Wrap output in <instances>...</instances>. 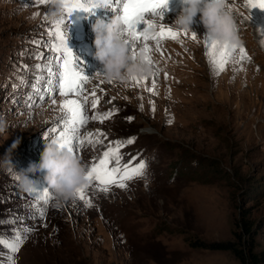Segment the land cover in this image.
I'll list each match as a JSON object with an SVG mask.
<instances>
[{"label": "rangeland", "instance_id": "374dc122", "mask_svg": "<svg viewBox=\"0 0 264 264\" xmlns=\"http://www.w3.org/2000/svg\"><path fill=\"white\" fill-rule=\"evenodd\" d=\"M82 2L89 10L52 20L50 4L0 0V118L7 125L0 133V237L32 229L16 253V264H241L230 250L190 243L237 241L239 234L264 251V9L258 13L249 0H234L239 43L216 75L206 54V40L213 37L200 16L192 31H178L174 21L187 4L170 8L168 3L171 11H160L162 19L151 13L145 20L153 19L154 31H160V24L171 28L179 39L162 40L159 47L149 41V51L137 41L136 53L143 50L151 58L153 71L119 82L103 75L106 69L95 57L92 38L90 17L105 18L108 7ZM58 20H63L74 67L89 77L88 122L79 129L84 143L76 145L77 157L89 171L116 141L133 139L120 149L121 164L134 158L137 164L147 163L146 175L125 181L124 188L112 184L103 191L100 181L87 180L80 189L90 207L77 195L58 203L46 172L30 170L63 128L65 97L55 91L44 95L47 67L61 70L55 58L62 53L48 46L58 43ZM240 49L250 59H242ZM153 80L156 87L149 91ZM94 99L99 100L95 108ZM108 113L102 122L92 118ZM21 172L38 189L48 188L51 198L40 202L44 217L30 207L33 197L21 190ZM243 220L250 221V232ZM0 253L7 264L3 245Z\"/></svg>", "mask_w": 264, "mask_h": 264}, {"label": "snow or ice", "instance_id": "6c2138e0", "mask_svg": "<svg viewBox=\"0 0 264 264\" xmlns=\"http://www.w3.org/2000/svg\"><path fill=\"white\" fill-rule=\"evenodd\" d=\"M34 4H50L52 0H33ZM167 0H124L122 4V15L119 17L122 20V34L127 35V43L129 46V52L135 58L136 56V45L137 41L143 43V48L145 51H149L148 42L155 41L157 47H159L162 40L166 39H179V33L172 31L171 28L165 30L164 25L160 24V31L152 30L154 28L153 19L145 20L146 13H153L154 16H159L163 18L162 13L157 10L166 6ZM249 6L252 8L264 9V0H260L259 3H254L249 0ZM66 13L71 14L74 10L86 8L82 0H65ZM39 15V13H36ZM146 23L147 27L143 31L138 30V25L140 23ZM63 20H58L56 22V29L54 32L55 39L58 43L48 45L56 53H62V55L55 58V63L60 71L53 72L51 67H47L50 74V80L48 81L46 91L44 95L52 96L55 91L57 95H62L65 97L60 105V108L64 112V118L62 120L63 128L58 131V134L53 139L55 140L61 149L67 148L68 151L72 152L75 156H78V150L76 145L84 143V140L78 136L79 129L81 126L87 124L88 116L86 113V108L88 104V96L86 93V85L89 81V77L83 75L82 72L77 71L74 67V60L72 57L71 50L67 47L64 33L61 31V24ZM264 34V33H262ZM193 40H196L197 36L193 32ZM206 45L208 48L207 56L209 63L214 70V74L218 75L224 70L225 65L229 62L232 56V52L236 49L237 45L230 42H219L215 38L206 40ZM242 59H250L244 49H240ZM40 58H43V54H40ZM146 59L151 63V58L146 56ZM40 68V65H37ZM158 71L156 75H158ZM136 78H134L135 80ZM23 82V81H22ZM156 87V81L153 80L152 91ZM58 90V91H57ZM95 96V93H92ZM75 97V98H69ZM43 98V97H42ZM31 99V97H29ZM51 102L56 103V99L52 98ZM99 103L98 99L92 101V107L95 108ZM31 106V105H30ZM153 106V111H154ZM111 113L104 116H94L93 119H99L101 122L110 117ZM171 122V121H170ZM53 132H57L53 129ZM104 135L103 133H98V136ZM75 142V144H74ZM88 142L92 143L91 136L88 138ZM100 141L97 139L96 141ZM134 143L133 139L127 141H116L114 147H110L107 151L103 153V158L94 163L91 170L87 171L86 179L91 181L93 179L100 181L103 185V191H108V186L115 184L118 187H127L125 181L135 179L137 177H143L146 175L147 163L145 161H140L138 164L133 161L121 164L122 156L120 154V149L126 144ZM113 165L109 167V165ZM18 179V177H17ZM48 188L38 189L33 187V189L28 192L30 196L33 197V203L30 207L34 208L36 212L44 217L46 211L44 208L40 207V202L43 201L45 204L51 198L48 195ZM77 197L79 199L85 200L87 206H91V201L87 200L83 195V190H77ZM3 221H0L2 223ZM14 223L15 221H10ZM32 229L24 228L22 231L20 229H15L14 234L10 238L0 237V245L8 250L7 253V264H16V253L19 252L20 247L27 239V233H30ZM3 255V253H0ZM0 264H3L0 261Z\"/></svg>", "mask_w": 264, "mask_h": 264}, {"label": "clouds", "instance_id": "9594fccd", "mask_svg": "<svg viewBox=\"0 0 264 264\" xmlns=\"http://www.w3.org/2000/svg\"><path fill=\"white\" fill-rule=\"evenodd\" d=\"M112 0H95L99 6H108ZM234 0H187L185 7L174 21V29L192 31L196 17L213 38L219 42L239 43L236 31V20L232 12ZM66 13L65 0H52L48 16L52 20L62 18ZM154 22V21H153ZM122 20L115 17L111 23L98 21L93 30L96 33V59L106 69L103 74L107 79L128 82L134 78H143L153 71L151 63L146 59L143 50L133 58L125 34H122ZM264 46V41H261ZM6 122L0 118V133L6 131ZM19 144L15 141L12 148ZM39 169L46 172L45 180L57 197V202L66 201L76 196L77 190L87 182V168L82 160L67 148L63 150L55 140L45 146L38 164H32L30 170ZM18 183L22 191L30 192L34 187V179L27 172L18 175Z\"/></svg>", "mask_w": 264, "mask_h": 264}, {"label": "trees", "instance_id": "16d2710c", "mask_svg": "<svg viewBox=\"0 0 264 264\" xmlns=\"http://www.w3.org/2000/svg\"><path fill=\"white\" fill-rule=\"evenodd\" d=\"M246 232H250V221L243 220L242 222ZM190 243L194 246L209 247L212 249H227L238 258L241 264H264V251L256 250L253 240L245 238L239 234V240H191Z\"/></svg>", "mask_w": 264, "mask_h": 264}, {"label": "bare ground", "instance_id": "6f19581e", "mask_svg": "<svg viewBox=\"0 0 264 264\" xmlns=\"http://www.w3.org/2000/svg\"><path fill=\"white\" fill-rule=\"evenodd\" d=\"M167 2H169V3H171L173 6H172V8H176L177 6H179V5H185V4H187V0H167ZM252 2H254V3H259L260 2V0H252ZM102 7H108V12H105V18H102V14L101 15H99V14H97V15H95V17H94V14L92 15V17H90V19L92 20V21H90V23L91 22H94L93 24H92V26H94L98 21H100V20H103V19H105V20H103V21H105L106 23H111L112 22V17L109 15V14H113L114 13V10H113V7H114V5L113 4H110V5H108V6H102ZM101 7V8H102ZM97 8H99V7H97ZM252 8V7H251ZM254 9V8H253ZM164 10H167L166 12H169V11H171L170 9H169V7L168 6H165V7H163V10L162 11H164ZM254 10H256L258 13L260 12V10H259V8H255ZM91 11V10H90ZM160 12V11H159ZM108 16L110 17V20H108ZM106 17H107V19H106ZM101 18V19H100ZM115 18V17H114ZM142 23H140L137 27H138V30L140 31V30H142L141 29V27L143 26V25H141ZM86 29H88V31H90L89 30V28L90 27H85ZM88 31H85V33L86 32H88ZM143 31V30H142ZM126 35V34H125ZM82 39H85L86 37L85 36H83V37H81ZM92 38H95V35L94 34H92ZM126 38H127V35H126ZM230 74H231V72H230ZM227 75V74H226ZM249 76V75H248Z\"/></svg>", "mask_w": 264, "mask_h": 264}]
</instances>
